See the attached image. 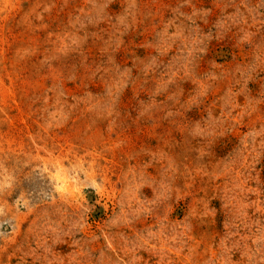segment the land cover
<instances>
[{"label": "rangeland", "instance_id": "obj_1", "mask_svg": "<svg viewBox=\"0 0 264 264\" xmlns=\"http://www.w3.org/2000/svg\"><path fill=\"white\" fill-rule=\"evenodd\" d=\"M0 264H264V0H0Z\"/></svg>", "mask_w": 264, "mask_h": 264}]
</instances>
